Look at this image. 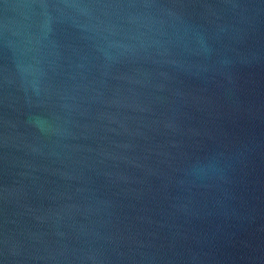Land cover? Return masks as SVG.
<instances>
[{
	"label": "water",
	"instance_id": "water-1",
	"mask_svg": "<svg viewBox=\"0 0 264 264\" xmlns=\"http://www.w3.org/2000/svg\"><path fill=\"white\" fill-rule=\"evenodd\" d=\"M0 264H264V0H0Z\"/></svg>",
	"mask_w": 264,
	"mask_h": 264
}]
</instances>
